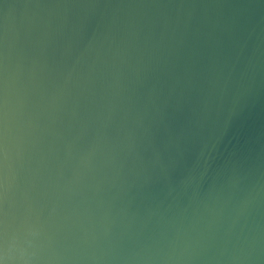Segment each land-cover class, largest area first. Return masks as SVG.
Masks as SVG:
<instances>
[{
	"label": "water",
	"instance_id": "1",
	"mask_svg": "<svg viewBox=\"0 0 264 264\" xmlns=\"http://www.w3.org/2000/svg\"><path fill=\"white\" fill-rule=\"evenodd\" d=\"M0 264H264V0H0Z\"/></svg>",
	"mask_w": 264,
	"mask_h": 264
}]
</instances>
